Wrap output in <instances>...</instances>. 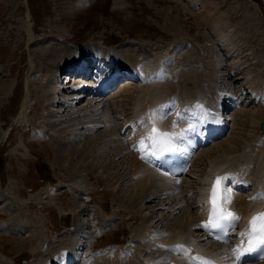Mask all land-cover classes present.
Segmentation results:
<instances>
[{
    "label": "rangeland",
    "instance_id": "rangeland-1",
    "mask_svg": "<svg viewBox=\"0 0 264 264\" xmlns=\"http://www.w3.org/2000/svg\"><path fill=\"white\" fill-rule=\"evenodd\" d=\"M200 1L207 8L193 0H0V200H3L0 221L9 225L16 222L17 228H22L19 236L0 230V251L15 261L28 257L22 264H48L60 248L78 242V254L85 258L100 247L127 244L145 226L150 210H145L144 215L127 202L124 192L127 182L112 189L111 179L115 177L109 172L113 174L116 168L113 162L108 164L106 155L96 148L86 152L77 149L87 141L86 137L98 138L112 128L110 123L104 126L102 114L111 115L108 119L112 121L108 122L116 126L115 134L120 135L124 123L120 120L129 116L130 99L138 88L136 80L116 84L111 93L121 96L114 104L108 97L105 101H93L99 105L101 114L94 117L92 130L84 126L87 124L84 106L91 102L90 98L76 104L75 108L84 112L75 120L82 122L75 131L79 135L69 138L50 119L45 86L60 63L44 61L47 48L59 52L64 59L73 52L86 55L88 47L97 44L126 51L132 60L146 56L149 51L157 56L174 57L176 60L170 62L168 69L178 60L186 64L198 57L203 59L201 66L206 67L207 61L212 67L213 59L221 57L218 83L228 91L243 87L246 70L252 68L248 63L256 55L258 67L255 65L257 70L250 76L264 78V0ZM217 4L219 10L215 9ZM222 14L246 47H251L253 56L246 52L232 57L216 46V37L209 33L208 25ZM233 62L243 64L233 71L230 79L228 73H232ZM206 71L211 74L209 66ZM58 74L62 78L66 70L60 69ZM68 105L61 106L62 114H71L74 107ZM237 108L228 116L232 123V115L240 110L233 125L237 135H233L237 139L236 145L233 144L242 152L244 143L257 140L249 137L256 129L252 128L253 115L260 112V107L252 104ZM230 132L231 129L227 134ZM112 142L110 148L118 150L120 145ZM205 163L203 155L194 161L201 170L205 169ZM186 178L185 184L189 185L195 176ZM143 205L153 207L148 200ZM185 209L184 205L174 217L184 219V214L195 220L196 208L183 213ZM133 217L138 220L132 222Z\"/></svg>",
    "mask_w": 264,
    "mask_h": 264
},
{
    "label": "bare ground",
    "instance_id": "bare-ground-1",
    "mask_svg": "<svg viewBox=\"0 0 264 264\" xmlns=\"http://www.w3.org/2000/svg\"><path fill=\"white\" fill-rule=\"evenodd\" d=\"M193 1L201 4L200 6L203 9L207 8L206 3H202L200 0ZM215 6H217L215 9L219 10L218 4ZM209 9H206V11L210 12ZM207 19L209 20V18ZM226 19L228 18L222 14L218 18L211 19L208 25V28L211 29L209 33L214 34L216 37V46L222 47L229 55H232V57H239L246 52L250 56L252 54L251 47H246L247 44H245L243 38L236 35L233 31V27L227 23ZM111 48L112 47L100 46L98 44L97 46H89L87 58L82 54L73 52L69 53L68 57L64 59V57L60 56L59 52L52 51L49 48H47L46 52L43 54L46 63L49 61L53 65H55V63H60L57 65L58 69L55 71L53 70L54 73L51 74L45 89L49 101L50 119L52 117L53 119L51 120L55 121L54 126L60 127L59 130L63 135H70L71 137L69 138L79 135V133L75 131L82 122L75 120L84 112L82 109H76V104L82 102L86 96H89L91 102L84 106L85 113H87V119H84V122L87 124H84V126L90 130L93 125L92 122H94V117L96 119V116L101 114L99 105H95L97 103H93V101L102 100L104 99L102 97L106 95L97 94L96 91L105 87L111 88V80L118 75L119 78L122 77L123 72H125L126 75L136 76L139 80V87L130 99L131 117L126 120L125 123V126L129 127L127 133L123 134L121 137L115 134L116 127L110 122V127L112 126V128H108L109 131L107 133L99 134L98 138L95 137L94 139L89 137L87 139L86 137L87 141H85V143L82 142L80 146L78 145L77 149L86 152L96 148L97 152H102L101 154H103V156L106 155L109 165H111L112 162L115 164L116 171H114L113 174L108 171L113 178L115 177V179H111L110 185L112 189H118L127 182V187L124 191L127 194V202L135 206L136 209L138 208L137 210L141 213L143 212L144 215L146 214L144 211L150 209L147 211V220H145V226L140 229L135 237L129 240L127 244L112 243V245L105 249H100L95 253L92 252L90 253L91 256L85 259L83 264H203L204 261L202 260H190V256H200L206 260L211 254L221 255V264H233L235 261L234 255H228L226 259L222 258L226 256V253H230L231 249L241 244L244 238L240 235L244 228L240 225V219L236 221L235 227L229 229V234H239V238L235 243H219L212 239L209 240L207 239V228L201 226L205 224L204 218L201 217L203 212L201 205L206 191V182L211 179L213 173L220 172L224 180L229 179L231 182L227 187L228 196L236 208L239 217H243L244 221H246L254 213L260 211L253 208L258 198L252 199V197H258V194L264 193V136H262L259 125V122L264 116V78L255 79L253 76H250L251 73L253 74V72L257 70L256 67H258V65L255 64L256 55L252 54V56L254 55V57L250 59L252 62H247L250 66L252 65V68L246 70L248 65L245 68L247 73L243 88L247 90V93L243 92V94L249 95L250 100L254 99L259 103L260 112L253 115L254 120L252 123V125L255 126L252 128L256 129L252 131L253 135L250 136L249 133L251 131L248 133L250 140L257 139V144L255 145L248 140L252 144L249 142L244 143L245 145L243 144L244 146H241L243 151L239 152L237 149L238 147H235L237 139L233 137L235 134L233 125L236 124V118L240 110L234 112L232 115V119L234 120L232 123H230L231 119L227 114L226 120L223 119L221 121L225 126H231V132L225 136V139H223V137L220 142H214L211 146L209 145L201 150L189 147L186 149V154L188 156L191 155V159L194 161L203 155V158L206 159L204 171L201 170L200 167L196 168L193 162L192 170H190L187 176H195V178H193L194 180H191V183L189 181V185H187L185 184L187 179L185 177V180H183L180 185L176 186L174 182L179 183L180 179L173 180L165 177L166 175L159 168L155 167L145 158L149 151V140H145L143 146L140 144V141L142 137H146L151 129L155 127L162 132L175 133L176 135L172 140L175 144L189 141L191 142L190 145H192L195 135H188V126L198 123L200 118H205V124H207L208 128L217 123V120L212 121L211 118H208L209 114L202 111L203 104H209L210 108H212L211 111L217 114V118H219L221 109H227L229 106L238 107L240 105L234 90L228 91V89L220 86L218 83L219 69H221V57H215L213 59L212 67H210V61V63L205 61L207 65L204 64L206 67L209 66L211 70L210 75L206 71V67L200 65L202 67L201 70L199 66H194L193 62H187L186 65L190 64L189 67L186 66L184 69L179 68L180 71H177L176 74L169 75V72L166 71L168 68L164 70V61L155 53H150L148 51L146 56L132 60V56L128 52H120ZM59 49L66 50L65 48ZM89 58H96V61L102 59L109 61L115 64V69L108 75L110 68L102 65L101 70L96 73L99 75L97 79L100 78L97 81L98 89L96 91L87 92L81 100H74L70 93H72V91L74 92L76 86H67L66 84L60 85V74H58V71L60 69L65 71L68 65L71 66L72 62H77L76 64L80 65ZM164 59L165 61H170L175 58L170 56ZM198 59V62L203 60L202 57ZM132 61L134 62L132 63ZM241 64L243 63L232 64L230 66L231 72L235 69H239ZM126 66L128 68H126ZM167 67H169V64ZM261 67H263V65ZM40 77H43V74H40ZM159 82L164 83L158 84ZM61 87L64 88L59 91ZM237 92H241V90L239 89L236 93ZM213 95L215 96L214 98H212ZM119 96H121L119 93H113L112 95L109 94L108 98H110V101L114 104L116 98L117 100L119 99ZM66 103L69 104V107H74L70 109V115H64L61 112V106H65ZM196 105H200L201 107L198 108ZM180 110H185V112L180 113ZM144 111H147L148 114L145 120L138 117ZM25 112L27 113L26 110ZM159 112L163 115L165 122H160L162 125H155L150 114L156 115ZM222 115L224 114L222 113ZM110 116V114H102V122L105 121L108 125ZM110 121H112V119ZM173 122H175V127H173ZM99 123H101V121ZM98 126H96V128ZM93 130H95V128ZM112 141H116V143L120 145L118 150L110 148L109 145L113 143ZM142 156L144 157L143 159L141 158ZM120 159H122L121 162L118 161ZM67 161L69 162L68 159ZM108 164L106 168L109 170ZM188 164H190V160ZM188 164L186 167H188ZM198 172L204 173L203 175H205L206 172L205 177H203L202 174H198ZM235 177L240 178L235 179ZM244 184L247 185L248 192L240 196L237 194L236 189L238 186ZM193 195L197 198L195 202L191 201ZM0 197L2 198L1 194ZM145 200H148L149 203H153V207H144L143 202ZM258 203L261 208L264 207L263 200H258ZM184 205L188 210L192 209V207L196 208L195 213H193V215L195 214V220H191L189 217L187 218L184 214L183 217H186L187 220L182 217H174L177 213L182 211L180 208ZM187 209H185L186 211H183V213H187ZM262 212H264V209ZM137 220V217H133L132 222H136ZM9 224L10 223L7 221H0V230L19 236L22 231H20L21 226L17 228L16 222V225ZM202 230L205 232L203 233ZM104 242H106V240ZM78 244L79 243L76 242L69 246L63 245V248H60L58 252L54 253L52 260L48 264H53L55 261L59 260V257L56 255L57 253L60 255L64 264H70L73 258H78ZM175 245H183L182 254L178 249L173 247ZM49 258L47 259L49 260ZM0 264H14V259L3 251H0ZM239 264H264V260H260L256 263H249L242 259Z\"/></svg>",
    "mask_w": 264,
    "mask_h": 264
},
{
    "label": "snow or ice",
    "instance_id": "snow-or-ice-1",
    "mask_svg": "<svg viewBox=\"0 0 264 264\" xmlns=\"http://www.w3.org/2000/svg\"><path fill=\"white\" fill-rule=\"evenodd\" d=\"M200 108V105H196ZM173 127H175V122H173ZM175 133L159 132L155 127H153L150 133L146 137H142L140 144L143 146L145 140L151 141L152 155H159L165 152L173 151L172 140ZM144 158L143 156L141 157ZM224 177H217L216 183L213 185L210 194V202L212 204L209 220L207 223L201 225L205 228H211L219 230V232H226L227 229L235 227L236 221L239 217L226 209L219 207L217 203V185L222 181ZM264 198V193L258 194V197H252V199ZM220 199L222 201H227L230 197L227 194V190L221 194ZM241 237H246L247 246L244 247L245 241L242 240L241 244L236 248L231 249L230 253H226V256L222 259H226L228 255H234L235 261L233 264H239V262L244 258L245 254L253 253L257 249H264V212L257 213L250 217L248 224L244 231L240 233ZM217 239H221L218 235ZM176 249H183V245L173 246ZM242 249V250H241ZM191 259L202 260L204 264H216L215 261L205 260L203 257L196 256Z\"/></svg>",
    "mask_w": 264,
    "mask_h": 264
},
{
    "label": "water",
    "instance_id": "water-1",
    "mask_svg": "<svg viewBox=\"0 0 264 264\" xmlns=\"http://www.w3.org/2000/svg\"><path fill=\"white\" fill-rule=\"evenodd\" d=\"M262 132L264 133V120L261 122Z\"/></svg>",
    "mask_w": 264,
    "mask_h": 264
}]
</instances>
